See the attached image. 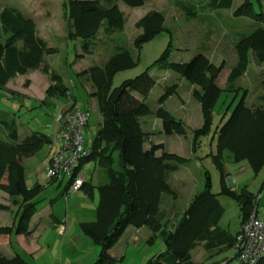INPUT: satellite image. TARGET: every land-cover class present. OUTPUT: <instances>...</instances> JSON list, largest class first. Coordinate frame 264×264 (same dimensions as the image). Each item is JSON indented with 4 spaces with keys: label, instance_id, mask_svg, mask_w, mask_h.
Instances as JSON below:
<instances>
[{
    "label": "trees",
    "instance_id": "trees-1",
    "mask_svg": "<svg viewBox=\"0 0 264 264\" xmlns=\"http://www.w3.org/2000/svg\"><path fill=\"white\" fill-rule=\"evenodd\" d=\"M149 0H67L64 4L63 17L67 22V37L79 39L83 53L90 50V43L98 31L103 28L106 35L123 30L125 21L118 8V3L136 8ZM197 4L211 12L226 11L231 8L233 0H196ZM175 5L186 10L188 15L196 18L195 12L179 0ZM255 10L253 0H244L233 11L236 18L244 17L253 20L256 27L250 34L241 35L234 43L237 62L227 76L226 91H230L235 82L248 69L253 56L259 64L264 65V5L257 0ZM165 16L161 12L151 11L142 17L136 28L141 33L134 38L133 48L138 50L142 43L154 35L167 31ZM0 27L3 36L0 38V89L17 75H27L41 70L52 82L45 92L42 105L49 99L69 95L70 108H75V97L64 85L62 77L50 70L44 57L57 50L48 47L47 43L36 34L34 21L14 8H3L0 11ZM170 44L155 65L159 70H171L177 73L190 85L198 87L193 91L194 98L200 103L203 118L202 126L193 131L192 150L197 140L206 136L212 128L213 110L222 90L217 87L216 79L224 67H216L202 53L194 55L188 62L173 63L169 60ZM112 56L101 66H92L79 75H86L93 92L97 109L101 115V123L91 143V154L79 161L74 169V177L88 161H93L103 172L104 181L95 185L83 182L80 190L88 197L97 194L95 221L80 225L81 231L99 247L97 260L93 264H117V260L109 255L125 229L129 226L140 228L151 227L154 235L150 243L157 237L163 239L166 251L156 255L146 264H197L191 260L190 251L201 242L208 245L220 239L233 247L235 237L219 226L221 208L218 196L224 195L235 200L240 207V226L247 221L255 210L257 200L252 194L238 193L226 186L224 177L220 179V192L210 191V178L205 173V189L198 193L183 216L171 231H162L158 218L163 194L173 193L167 180L170 174L178 169L186 159L163 151L162 144H151L144 149L146 134L140 118L149 116L152 111L145 104V97L155 84V80L146 71L140 76L125 81L118 88H111V80L118 72L135 65L132 52L122 47L117 48ZM176 87L165 89L159 103H164ZM138 96H137V95ZM246 94L234 106L229 117L217 128V157L215 165L222 169V153L231 154L233 161H247L249 167L257 173L264 167V107H247ZM154 115L161 120V132L167 136L186 134L181 121L174 119L167 111L159 107ZM226 114H224L225 116ZM224 117L222 118V120ZM10 143L0 141V191L6 193L11 205L18 206L16 223L11 227H0V240L12 233L29 234V223L37 212V197L43 186L35 184L28 188L25 184L24 168L21 160L33 156L49 143V139L41 133L32 132L20 142L15 121L2 122ZM87 126V125H86ZM162 151L160 157L156 152ZM222 159V160H220ZM74 177L67 181L65 194ZM1 211L8 206L0 204ZM221 236V237H220ZM225 239L222 242V239ZM237 258L235 253L234 259ZM0 264H28L18 255L12 259L0 257ZM256 264H264L262 257Z\"/></svg>",
    "mask_w": 264,
    "mask_h": 264
},
{
    "label": "rangeland",
    "instance_id": "rangeland-1",
    "mask_svg": "<svg viewBox=\"0 0 264 264\" xmlns=\"http://www.w3.org/2000/svg\"><path fill=\"white\" fill-rule=\"evenodd\" d=\"M66 1L0 0V11L3 8H14L31 18L36 23L38 34L44 38L48 47L57 50L55 53L45 56L44 62L50 70L62 77L63 83L75 96L77 107L90 112L88 124L83 130L85 145L91 146L96 130L101 123V115L98 112L95 99L90 96L93 88L87 76L79 75V73L89 67L103 65L110 56L117 52L119 47L129 49L132 52L135 65L115 74L111 80V88H118L125 81L134 79L148 71L155 80V84L144 99L152 114L140 118L142 129L146 134L145 143H148L150 138L156 142L162 141L165 143V153L186 159L185 163L178 164V171L169 175L167 182L173 193L163 194L164 201H169L170 204H173V208L179 211L195 193L198 194L205 189V173H207L210 178V191L213 194L220 192V179L223 176L227 187L238 193L255 196L257 213L264 216V167L255 173L247 161L235 162L228 152L221 155L223 158V160L220 159L222 160V169H219L214 162V157L218 155L215 128L229 117L243 94H246L247 107H264V65L259 64L253 56L250 59L247 72L235 82L230 91H226L227 76L237 62L234 43L241 35L250 34L256 27L253 20L233 16V11L244 0H233L229 10L219 12L200 9L202 4L198 5L196 0H179L196 13V18L188 15L182 7L176 6L175 0H149L143 6L136 8L119 2L117 5L125 21L123 30L106 35L101 28L90 43V51L87 53L82 52L79 39L67 37V22L63 17ZM262 2L264 5V0ZM253 3L257 10V0H253ZM151 11L161 12L165 16L164 26L166 30L170 31V34L167 31L160 32L142 43L140 49L135 50L133 40L141 33V29H137L135 25ZM2 36L0 27V38ZM169 44L171 45L169 60L173 63L188 62L194 55L202 53L216 67L224 64L216 79L217 87L223 92L214 106L212 128L208 135L198 138L194 151L192 150L193 131L199 129L203 123L200 103L193 96V91L198 87L188 84L171 70L157 68L155 62L160 59ZM37 71L22 78L20 83L26 86L30 80L32 81L33 91L30 95L12 94L0 89V141L12 142L5 133L3 121L8 123L15 121L18 129L17 142H20L31 132L50 136L53 145L51 152L48 151L49 145H44L33 156L24 157L21 160L26 186H30V188L35 184L45 186L43 193L37 197L39 202L36 209L39 210L44 204L43 201H40L41 196L47 194V190H49V187L46 186L45 175L48 161L50 155L56 152L55 128H57V123L55 118L59 107L68 103L69 100L56 97L48 100L45 105L36 100L38 96L34 89L44 95L40 87L41 82H49V79L42 75L41 70ZM27 78L30 80H25ZM171 86L176 87L175 92L160 104V97L164 94L165 89ZM159 107L183 123L186 130L184 136L176 134L167 136L156 131V128L160 130V121L154 112ZM224 114L226 115L224 116ZM159 152L160 155H157ZM159 152L156 153L157 157L163 153ZM241 169L243 172L238 173ZM99 173L103 176L102 171L93 161H88L81 167V174L87 180L91 177L94 181L95 176ZM66 180L62 181L61 188L66 185ZM55 185L52 186L55 187ZM218 201L221 208L219 225L231 236H234L241 223L240 207L235 200L224 195H219ZM2 215L9 222L13 220V213L5 214L0 210V217ZM160 242L161 239H157L154 243ZM194 253L195 251L192 252L193 256ZM234 255V248H229L217 258L221 260V264H226L223 262L225 258L230 259L227 264H239L238 259H234Z\"/></svg>",
    "mask_w": 264,
    "mask_h": 264
},
{
    "label": "crops",
    "instance_id": "crops-1",
    "mask_svg": "<svg viewBox=\"0 0 264 264\" xmlns=\"http://www.w3.org/2000/svg\"><path fill=\"white\" fill-rule=\"evenodd\" d=\"M36 34L41 38L37 29ZM41 39L45 41L44 38ZM36 72L38 71L30 72L24 76H15L6 83L2 90H6L12 94L20 95L21 93L23 95H30L33 91L32 81L28 78L25 79L30 80L29 84L26 86H23L20 83L22 82V78L28 77L31 73ZM42 75L49 79L47 75ZM51 84L52 82L50 80L48 83H45L44 81L41 82L40 87L42 88L44 95H41L37 89H34L38 96L36 97V100L40 101V103L45 98V92ZM74 100L75 108H78L76 98ZM68 107H70L69 102L64 105L62 104L59 107L56 118ZM158 121H160V130L156 128V131L163 134L161 132V120L158 119ZM57 130L58 125L57 128H55V142ZM45 136L49 139L47 145H49L48 151L51 152L53 149L52 140L49 135ZM151 144H162L163 151H165V143L162 141L156 142L153 138H150L148 143L144 144V149H148ZM157 155H160V152L157 153ZM197 166L199 167V164H197ZM242 170L243 169L239 170L238 173L243 172ZM63 180L65 179L52 180L51 182L46 180V186L49 187V190H47V194H42L40 201H43L44 204L39 210H37L30 220L29 234L23 235L12 233L4 240H0V257L12 259L18 255L28 264H93L97 260L99 247L95 245L80 229L81 224L92 223L95 221V209L98 199L97 194L94 193L93 198H90L86 195L85 191L81 189L65 195L67 180L66 185L61 188ZM103 181L104 174L101 176L99 173L95 176L94 181L91 177L87 180L84 176V182L86 184L89 183L96 186ZM52 185H55V187ZM28 187L30 188V186ZM43 187L45 188V186ZM41 193H43V191ZM0 194L1 204L3 203V205L8 206V210L3 211V213H13V220L10 222L4 215L0 217V227H11L16 223L18 206L11 205V200L6 193L0 191ZM196 195L197 193H195L179 211L173 208V204H170L169 201H164L162 198L160 216L158 218L159 226L162 231L164 230L167 232L175 228L176 224ZM221 229L224 230L223 228ZM153 235L154 233L151 227L143 226L135 228L129 226L109 250V255L117 260V264H146L156 255L166 251L164 241L158 234L151 243L149 242ZM157 239H161V242L155 244L154 242ZM221 239L222 242L225 240L223 238ZM214 244L215 246L212 244L207 246L209 250H206V247H204L205 242L198 244L190 251L191 260L197 264H221V260L217 257L222 255L223 251L233 247H228L227 243H221L219 237ZM193 251H195L194 256L192 255ZM229 260L230 259L225 258L223 259V262L227 264Z\"/></svg>",
    "mask_w": 264,
    "mask_h": 264
},
{
    "label": "built area",
    "instance_id": "built-area-1",
    "mask_svg": "<svg viewBox=\"0 0 264 264\" xmlns=\"http://www.w3.org/2000/svg\"><path fill=\"white\" fill-rule=\"evenodd\" d=\"M67 95V99H69ZM90 112L87 109L70 108L62 111L55 122L57 150L46 169V179L70 180L79 161L91 154V148L85 145L83 130L88 124ZM84 182L80 172L70 183L65 195L79 191ZM239 264H256L264 257V216L254 210L238 230L233 245Z\"/></svg>",
    "mask_w": 264,
    "mask_h": 264
}]
</instances>
